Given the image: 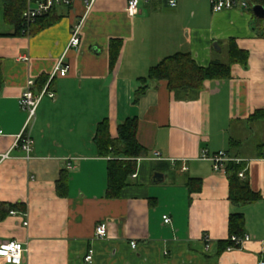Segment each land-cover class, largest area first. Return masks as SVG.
<instances>
[{
	"label": "crops",
	"instance_id": "0c3cea01",
	"mask_svg": "<svg viewBox=\"0 0 264 264\" xmlns=\"http://www.w3.org/2000/svg\"><path fill=\"white\" fill-rule=\"evenodd\" d=\"M175 1L139 0L130 15L127 0H94L89 8V0H73L55 6L49 19L56 22L34 35L0 29V154L10 155L0 164V244L21 243L20 264L264 263V117L251 119L264 112V22L250 9L213 13L207 0ZM76 26L79 45L66 50ZM230 41L247 53L246 66L233 64L229 79L205 80L190 99L175 96L166 81L146 79L178 53L200 68L227 64ZM61 56L67 73L51 77ZM43 76L54 99L44 96L26 126L19 98L27 81L37 86ZM105 119L112 138L135 119L147 151L115 200L106 198L107 166L125 158L97 152L95 130ZM23 130L32 141L28 159L14 145ZM219 151L244 164L241 180L255 201L229 200L227 176L202 159ZM189 179L197 191L188 189ZM232 214L243 216L249 241L221 251ZM99 224L104 238L95 236ZM88 250L91 263L84 261Z\"/></svg>",
	"mask_w": 264,
	"mask_h": 264
},
{
	"label": "trees",
	"instance_id": "16d2710c",
	"mask_svg": "<svg viewBox=\"0 0 264 264\" xmlns=\"http://www.w3.org/2000/svg\"><path fill=\"white\" fill-rule=\"evenodd\" d=\"M250 7L255 5L264 6V0H246ZM2 21L6 25L14 28L13 36H24L25 34H36L39 31L53 25L56 19H49L53 9L47 14L39 17L32 24H26L23 21L22 14L27 8L26 0H1L0 2ZM252 13V12H251ZM253 16V14H252ZM256 21L264 22V19H258L253 16ZM115 42H111V54H114L112 46ZM248 55L246 52L239 50L233 41L228 43V63L224 64L213 61L207 68L198 67L188 54H175L159 61L156 65L149 69L147 80L151 83L166 81L167 88L175 96L184 99H190L199 91H201L205 80H222L229 79L231 76V66L239 64L245 67ZM48 80L47 76H43L37 80L35 90L41 92ZM4 83L1 60H0V92ZM51 85V83H50ZM50 87V86H49ZM145 88L140 89L135 100L143 93ZM264 117V112L257 111L251 116V119ZM137 121L135 119H127L117 128V134L114 138L109 134L108 121L102 120L96 126L94 135V144L97 152L101 156L113 155L114 157L123 156L124 160H109L107 166V187L106 198L115 200L120 197L121 191L127 186L128 178L135 175L137 169V160L147 156V151L137 142ZM244 169L242 162H229L226 166V176L229 181V200L234 204H246L257 199V195L253 194L248 183L242 181L238 174ZM189 179L187 186L191 192L198 190V186L193 184L198 182ZM66 179L61 178L57 183L58 194L62 197L65 195ZM243 216L241 214H232L229 217V236L226 240L219 242L218 246L221 251H225L227 247L233 246L230 241L231 236H243L241 226Z\"/></svg>",
	"mask_w": 264,
	"mask_h": 264
},
{
	"label": "built area",
	"instance_id": "2783aa9c",
	"mask_svg": "<svg viewBox=\"0 0 264 264\" xmlns=\"http://www.w3.org/2000/svg\"><path fill=\"white\" fill-rule=\"evenodd\" d=\"M72 1L73 0H26L27 8L22 14L23 21L28 25L32 24L35 22L37 18L47 14L55 6L58 5L70 6ZM166 1L168 2V5L170 7L176 6L175 0H166ZM207 1L209 2L211 11L213 13H218L225 10H231L234 8H240L242 10L250 9L246 0H207ZM93 2L94 0H89L87 7L89 8ZM138 5H139V0H127V12L130 15H135L137 13ZM78 32H79V26H76L71 34L66 50L78 47L79 45ZM66 73H67V66L64 63V56H61L51 73V77H55V76L64 77ZM46 85H48V83ZM44 96H47L50 99H54V94L48 90V86H45L41 90V92H37V91L35 92L34 81L29 80L26 82L25 88L19 98V105L27 113L26 126L28 125V123L34 120L37 106L40 100ZM1 135H2V131L0 126V136ZM31 144L32 141L30 137L26 135L25 130H23V132L15 139L14 145L19 147L22 151H24L25 159H28L29 154L32 150ZM9 157H10L9 152L0 154V164L3 161L9 159ZM202 159L207 160L211 163L212 170L214 173H219L223 175H226V166L229 162H237V163L240 162V160L231 158L230 156L227 155V153L223 151H219L210 155L203 153ZM261 160H264V155H262ZM134 176L135 175H133V177ZM238 176L239 178H243L242 172H240ZM163 222L167 224L170 222V219L167 216H164ZM95 236L97 238H104L107 236V229L104 224H99L95 227ZM230 241L233 242L234 245L227 247L225 250L226 252L240 249L244 243L249 241V237L231 236ZM130 246L132 249H134L136 247V243L131 242ZM23 251H24L23 245L15 241L0 244V258H2L6 264H20ZM92 256H93V250H88L84 258V261L86 263H91Z\"/></svg>",
	"mask_w": 264,
	"mask_h": 264
},
{
	"label": "water",
	"instance_id": "95a60500",
	"mask_svg": "<svg viewBox=\"0 0 264 264\" xmlns=\"http://www.w3.org/2000/svg\"><path fill=\"white\" fill-rule=\"evenodd\" d=\"M251 12L254 17L258 19H264V6L255 5L251 7ZM158 179H161V175L156 174L152 180V182H158Z\"/></svg>",
	"mask_w": 264,
	"mask_h": 264
},
{
	"label": "rangeland",
	"instance_id": "374dc122",
	"mask_svg": "<svg viewBox=\"0 0 264 264\" xmlns=\"http://www.w3.org/2000/svg\"><path fill=\"white\" fill-rule=\"evenodd\" d=\"M3 25H4V23H3V21H2V16L0 17V29L1 28H3ZM226 61V60H225Z\"/></svg>",
	"mask_w": 264,
	"mask_h": 264
}]
</instances>
